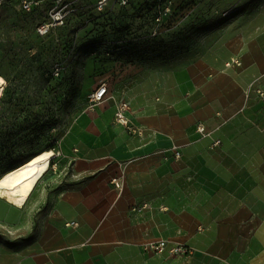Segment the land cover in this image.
Here are the masks:
<instances>
[{
    "label": "crops",
    "instance_id": "crops-1",
    "mask_svg": "<svg viewBox=\"0 0 264 264\" xmlns=\"http://www.w3.org/2000/svg\"><path fill=\"white\" fill-rule=\"evenodd\" d=\"M150 68L130 98L137 132L115 122L112 98L74 120L69 184L39 182L32 236L0 242V264L264 263V1L240 44ZM158 239L195 252L144 250Z\"/></svg>",
    "mask_w": 264,
    "mask_h": 264
},
{
    "label": "rangeland",
    "instance_id": "rangeland-1",
    "mask_svg": "<svg viewBox=\"0 0 264 264\" xmlns=\"http://www.w3.org/2000/svg\"><path fill=\"white\" fill-rule=\"evenodd\" d=\"M154 1L117 0L100 8V0H45L25 11L19 0H0V75L7 81L0 99V176L53 149L57 156L42 186L69 184L67 138L82 111L112 98L116 109L119 102L128 104V115L130 98L155 73L153 64L212 45L240 44L248 37L251 11L264 0H157L150 9ZM56 12L63 24H55ZM46 23L50 30L41 34L38 28ZM102 83L107 95L92 102ZM32 212L31 204L0 199V242L25 240Z\"/></svg>",
    "mask_w": 264,
    "mask_h": 264
},
{
    "label": "bare ground",
    "instance_id": "bare-ground-1",
    "mask_svg": "<svg viewBox=\"0 0 264 264\" xmlns=\"http://www.w3.org/2000/svg\"><path fill=\"white\" fill-rule=\"evenodd\" d=\"M0 81H2L0 83V99H2L7 81L1 75ZM56 156L57 153L53 149H45L4 172L0 176V199L23 207L49 171L51 162Z\"/></svg>",
    "mask_w": 264,
    "mask_h": 264
},
{
    "label": "built area",
    "instance_id": "built-area-1",
    "mask_svg": "<svg viewBox=\"0 0 264 264\" xmlns=\"http://www.w3.org/2000/svg\"><path fill=\"white\" fill-rule=\"evenodd\" d=\"M45 0H19V7L25 11L32 10L35 6L40 5ZM60 1V0H58ZM109 0H100L99 5L100 8H104L107 6ZM123 3L126 4V0H123ZM55 24L60 25L64 22V16L60 12H56L53 14ZM41 34H45L50 30L49 24H43L38 28ZM232 62L239 64L237 59H233ZM230 63H227L228 66ZM260 98L264 100V89L257 90ZM108 93V86L106 83L100 84L90 95V99L92 102H101L105 98ZM128 104L126 102H119L117 105L116 113H115V122L124 125L126 128L131 130L132 132H137L138 128L134 127L131 124V120L127 115ZM200 131L202 132L203 129L201 128ZM218 143V142H217ZM176 149V148H175ZM176 156L180 157V152L176 150ZM113 183L120 187V182L116 179L113 180ZM71 225H77L75 222H71ZM143 248L146 251H150L155 254H164L170 253L173 255H179L184 257H189L193 255L195 249L193 247L187 246L180 242H174L166 239H158V240H151L143 243Z\"/></svg>",
    "mask_w": 264,
    "mask_h": 264
},
{
    "label": "trees",
    "instance_id": "trees-1",
    "mask_svg": "<svg viewBox=\"0 0 264 264\" xmlns=\"http://www.w3.org/2000/svg\"><path fill=\"white\" fill-rule=\"evenodd\" d=\"M114 2H117V0H109V2H108V4H107V7L106 8H108L110 5H111V3H114ZM118 2H119V0H118ZM126 3H128V0H126ZM18 6H19V2H18ZM157 6V0H155L151 5H150V9H154L155 7ZM22 9V8H21ZM43 150H45V149H43ZM41 151V150H40ZM39 152V151H38ZM38 152H36V153H38ZM36 153H34V154H36ZM34 154H32V155H30L28 158H30V157H32ZM28 158H26L25 160H27ZM25 160H23V161H25ZM23 161H21L20 163H22ZM20 163H18V164H20ZM17 165V164H16ZM16 165H14L13 167H15ZM12 168V167H11ZM11 168H9V169H11ZM31 236H32V233L29 235V236H27V237H25V239H29V238H31Z\"/></svg>",
    "mask_w": 264,
    "mask_h": 264
},
{
    "label": "snow or ice",
    "instance_id": "snow-or-ice-1",
    "mask_svg": "<svg viewBox=\"0 0 264 264\" xmlns=\"http://www.w3.org/2000/svg\"><path fill=\"white\" fill-rule=\"evenodd\" d=\"M0 83H2V81H0Z\"/></svg>",
    "mask_w": 264,
    "mask_h": 264
}]
</instances>
